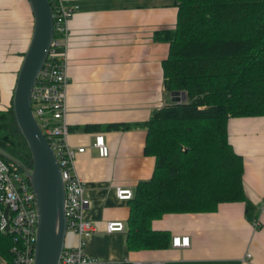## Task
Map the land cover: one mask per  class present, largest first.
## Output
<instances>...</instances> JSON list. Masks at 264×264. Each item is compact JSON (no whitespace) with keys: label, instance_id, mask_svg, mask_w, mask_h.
Segmentation results:
<instances>
[{"label":"crops","instance_id":"obj_1","mask_svg":"<svg viewBox=\"0 0 264 264\" xmlns=\"http://www.w3.org/2000/svg\"><path fill=\"white\" fill-rule=\"evenodd\" d=\"M26 3L0 0V108L10 102L31 37L25 40ZM71 4H77L79 11L70 22L66 141L75 151L74 169L84 181L89 199L84 216L96 226L86 239V255L103 264L139 260L264 264V212H260L264 201V116L232 117L228 121L229 140L243 157L244 190L255 209L258 227L253 224L255 218L245 215L244 202H223L212 213H168L151 221L153 230L167 231L171 238L188 236L187 247L128 248V199H118L116 190L131 189L134 193L139 182L151 178L155 158L144 154L143 125L126 129L107 125L143 123L152 110L172 103L162 71L168 43L157 39V31L175 28L177 7L174 0L66 3ZM97 134L104 136L109 148L106 157L99 156L91 145ZM80 147H84L83 152H77ZM111 221L122 222L124 230L108 232L106 224ZM75 242L74 233L67 232L64 245Z\"/></svg>","mask_w":264,"mask_h":264},{"label":"trees","instance_id":"obj_2","mask_svg":"<svg viewBox=\"0 0 264 264\" xmlns=\"http://www.w3.org/2000/svg\"><path fill=\"white\" fill-rule=\"evenodd\" d=\"M174 2L175 28L157 31V39L168 43L164 88L185 91L186 100L152 110L143 123L107 125H143L144 154L155 158L151 178L139 182L128 199L126 241L133 251L171 245L169 232L151 228V221L164 214L212 213L220 203L244 202L245 215L256 219L244 190L243 157L229 140L228 121L264 116V0ZM12 94L13 88L9 104L0 108V147L30 166ZM0 159L16 165L1 154ZM13 245V235L0 231V256L7 261Z\"/></svg>","mask_w":264,"mask_h":264},{"label":"built area","instance_id":"obj_3","mask_svg":"<svg viewBox=\"0 0 264 264\" xmlns=\"http://www.w3.org/2000/svg\"><path fill=\"white\" fill-rule=\"evenodd\" d=\"M68 0H49L53 15V38L48 54L40 69L32 94V111L45 138L52 147L61 168L65 190L64 212L66 230L76 236L73 246H65L59 264H103L85 253L86 239L96 231L93 222L84 216L89 205L84 181L74 169L75 151L67 144L68 64L70 61L69 34L70 22L79 11L77 4L66 5ZM101 157L109 154V148L102 134H97L91 144ZM84 147L77 152H83ZM116 196L127 200L134 196L131 189L117 188ZM8 207V213L4 210ZM264 212V201L260 206ZM259 226L256 218L254 223ZM8 230L6 231V227ZM37 230L35 197L27 175L18 165L0 159V231L13 235L12 260L0 256V264H34V251ZM106 230L122 231L124 224L118 221L107 222ZM188 236H173V247L189 246ZM133 264H164L160 260L135 261Z\"/></svg>","mask_w":264,"mask_h":264},{"label":"water","instance_id":"obj_4","mask_svg":"<svg viewBox=\"0 0 264 264\" xmlns=\"http://www.w3.org/2000/svg\"><path fill=\"white\" fill-rule=\"evenodd\" d=\"M33 15L32 34L25 50L12 94L16 125L31 156V165L0 147V154L27 175L35 197L37 230L34 264H59L66 237L65 190L58 159L32 111V94L53 38V15L49 0H27ZM174 103L186 100L185 91H171ZM8 213V207L4 210ZM8 226L6 227V231Z\"/></svg>","mask_w":264,"mask_h":264},{"label":"rangeland","instance_id":"obj_5","mask_svg":"<svg viewBox=\"0 0 264 264\" xmlns=\"http://www.w3.org/2000/svg\"><path fill=\"white\" fill-rule=\"evenodd\" d=\"M170 1L172 2V0H170ZM10 8L12 9V5H10ZM31 13L32 12L30 11V8L28 6V3H26V38H25L26 41H28V38L31 35V31H32L33 16H32ZM28 43L29 42H26L27 45H28Z\"/></svg>","mask_w":264,"mask_h":264}]
</instances>
